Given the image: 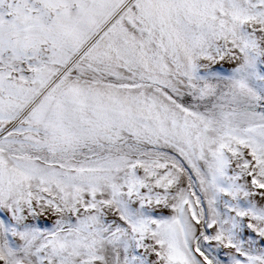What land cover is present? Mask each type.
<instances>
[{"label": "snow or ice", "instance_id": "snow-or-ice-1", "mask_svg": "<svg viewBox=\"0 0 264 264\" xmlns=\"http://www.w3.org/2000/svg\"><path fill=\"white\" fill-rule=\"evenodd\" d=\"M0 264H264V0H0Z\"/></svg>", "mask_w": 264, "mask_h": 264}]
</instances>
